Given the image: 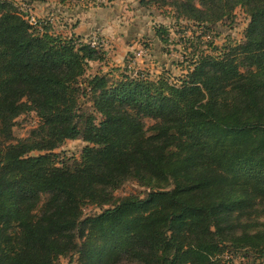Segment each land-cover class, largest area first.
Listing matches in <instances>:
<instances>
[{"label":"trees","instance_id":"trees-1","mask_svg":"<svg viewBox=\"0 0 264 264\" xmlns=\"http://www.w3.org/2000/svg\"><path fill=\"white\" fill-rule=\"evenodd\" d=\"M157 1L202 36L241 8L244 40L195 50L181 79L128 66L91 75L103 48L0 0V264H56L74 248L80 264H225L229 244L253 254L241 264H264V229L237 236L233 222L258 206L264 217V0ZM31 106L42 123L16 140ZM78 138L80 157L60 161L55 150ZM129 180L146 196L115 201ZM87 200L102 209L82 220Z\"/></svg>","mask_w":264,"mask_h":264},{"label":"rangeland","instance_id":"rangeland-1","mask_svg":"<svg viewBox=\"0 0 264 264\" xmlns=\"http://www.w3.org/2000/svg\"><path fill=\"white\" fill-rule=\"evenodd\" d=\"M8 1L15 2L20 12L32 24L41 21L55 35L72 38L79 33L86 43L94 36L101 38L107 61L91 63V75L98 72L109 73L116 68L128 66L130 70L147 74L150 78L167 76L181 79L187 74V68L192 66L195 50L215 54L219 53V49L239 45L244 40L250 21L248 14L237 8L233 19L220 23L212 32L206 31L207 36H202L205 30H200L190 21L177 18L176 12L168 6L160 5L161 2L157 0H153L147 7L140 0H101L100 3L97 0ZM159 28L169 34V42L164 46L156 34ZM85 109L91 110L90 105H86ZM41 123L42 118L34 108H26L15 121V139L27 138ZM151 124L153 122L147 120V126ZM88 145L80 138L68 139L55 152L60 155V161H64V158L77 159ZM38 154L40 153H32ZM148 191V188L142 187L136 181L129 180L112 194L115 201H118L130 196L144 197ZM49 198L47 194L41 195L38 210L44 208ZM260 208L261 206L256 207L249 216L233 217V222L237 225V236L243 232L254 234L264 229V217L257 216ZM101 209L102 206L98 203L87 200L81 206L82 220L101 213ZM79 236L76 233L75 245L78 248L83 241ZM227 247L222 257L225 264L246 263L248 257L249 261L254 259L253 254H247L246 249H238L231 244ZM76 250L74 248L67 255L59 257L56 264H80ZM260 261L264 263L263 259Z\"/></svg>","mask_w":264,"mask_h":264},{"label":"built area","instance_id":"built-area-1","mask_svg":"<svg viewBox=\"0 0 264 264\" xmlns=\"http://www.w3.org/2000/svg\"><path fill=\"white\" fill-rule=\"evenodd\" d=\"M108 1H106V2H108ZM100 2H101V0H97V3H100ZM87 43H89L92 47L97 48V49L103 48V46H104L103 40L97 36H94L93 38H91V40Z\"/></svg>","mask_w":264,"mask_h":264},{"label":"crops","instance_id":"crops-1","mask_svg":"<svg viewBox=\"0 0 264 264\" xmlns=\"http://www.w3.org/2000/svg\"><path fill=\"white\" fill-rule=\"evenodd\" d=\"M109 9V8H108ZM105 14V13H104ZM78 36H82L81 34L77 33Z\"/></svg>","mask_w":264,"mask_h":264}]
</instances>
